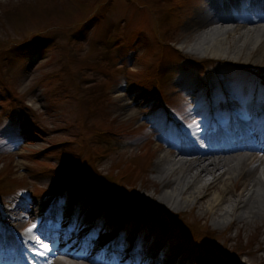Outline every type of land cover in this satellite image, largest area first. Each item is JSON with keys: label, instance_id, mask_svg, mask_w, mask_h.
Here are the masks:
<instances>
[{"label": "rangeland", "instance_id": "1", "mask_svg": "<svg viewBox=\"0 0 264 264\" xmlns=\"http://www.w3.org/2000/svg\"><path fill=\"white\" fill-rule=\"evenodd\" d=\"M218 1L0 0V219L21 200L38 201L35 210L49 212L54 207L71 213L69 207L78 205L76 222L89 227L91 240L106 226L94 219L108 211L113 240L122 226L127 245L128 237L146 230L138 246L154 245L166 263L264 264V249L256 250L264 235L208 230L141 186L146 156L161 151L157 143L164 135L180 134L167 122L160 99L191 133L206 108L203 74L215 86V106L222 88L256 104L249 87L264 83V60L206 57L199 65L198 57L174 49L193 12ZM187 86L192 95L181 91ZM137 100L155 104L138 106ZM127 217L133 228L124 234ZM94 247L88 255L100 253ZM50 251L43 248L38 262Z\"/></svg>", "mask_w": 264, "mask_h": 264}, {"label": "bare ground", "instance_id": "2", "mask_svg": "<svg viewBox=\"0 0 264 264\" xmlns=\"http://www.w3.org/2000/svg\"><path fill=\"white\" fill-rule=\"evenodd\" d=\"M222 1L227 3L229 0ZM260 2H252L249 13L235 18L220 13L223 7L220 9L219 3H209V8L193 12L191 18L184 23L183 34L176 39L181 42L174 49H182L180 51L184 56L198 57L199 62L206 57L216 62L225 57L259 64L264 60V3ZM229 10L233 12L232 9ZM191 88L193 90L190 86L182 87L181 91L192 95L193 92H188ZM183 98L187 99L186 96ZM144 101L146 104L137 100V105L155 104L153 100ZM248 111L251 117L258 115L257 124L252 119L247 129L243 124L233 122L229 129L237 132L239 140L235 142L233 136H229L233 140L231 145L201 148L189 139L174 143L161 137L157 143L161 151L150 153L145 158L146 163L142 168L145 180L141 186L151 188L158 195L159 201L173 206L175 213L187 211L193 214L195 220L202 222L208 230H235L236 236L248 231L264 235V132L254 127L260 126L258 122H262L264 126V104L248 105ZM137 115H143L141 117L149 120V115L141 110H137ZM259 117L261 121H258ZM148 126L151 127L149 124ZM248 132L254 133L257 139L252 141ZM188 134L197 137L191 132ZM213 135L228 138H224L221 131L213 130L210 135H200L201 141L211 142ZM37 203L38 201L21 200L12 206L10 214L1 216L4 223L0 229V251L5 250V254L10 251L13 260L20 256L22 264L38 261L39 257H34L31 253L27 256V251L24 250L32 245L39 251L43 248L41 243L46 241H42L41 237L50 236L51 223L47 221L51 220L54 225H58L52 229L55 236L60 238V243L54 242V250L40 257L41 264H171L166 263L161 251L158 253L154 245L138 246L143 236L147 235L146 230H143V235L138 230L133 237H128L127 245L122 238V226L113 240V235L107 234L106 226L113 227L107 223L110 220L106 215L108 211H101L94 219V222L100 220L101 225H106L103 226L101 237L86 243L83 237L87 238L85 231L89 227L76 222L81 211L78 205L73 206V209L70 206L69 213L61 209H52L50 212L46 209L35 210ZM132 206L133 204L127 207L128 212H131ZM22 209L26 213L19 215L18 212ZM137 210H141L138 202ZM25 215L45 217L42 219L44 222L17 239V227L24 224ZM89 218L92 216L88 215L86 220L84 217L80 219L85 222ZM127 218L130 222L126 223L128 229L123 231L124 234L133 228L130 226L131 218ZM79 226L83 227L77 228ZM91 231L89 229L90 234ZM227 239L230 240L231 237L227 236ZM165 243L163 247L166 249ZM97 244L100 251L108 253L107 257L100 253L93 256L95 252L88 255ZM258 249H264L263 241L259 242L256 250ZM116 255L119 257L117 260Z\"/></svg>", "mask_w": 264, "mask_h": 264}, {"label": "trees", "instance_id": "3", "mask_svg": "<svg viewBox=\"0 0 264 264\" xmlns=\"http://www.w3.org/2000/svg\"><path fill=\"white\" fill-rule=\"evenodd\" d=\"M103 134H104V133H103ZM84 173H90V172H89V171H84ZM91 174L95 177L94 172H91ZM96 178H97V177H95V179H96ZM96 180H97V179H96ZM147 204H148L147 202H143V203H142L143 206H147ZM140 207H141V204H140ZM141 210H142V208H141Z\"/></svg>", "mask_w": 264, "mask_h": 264}]
</instances>
